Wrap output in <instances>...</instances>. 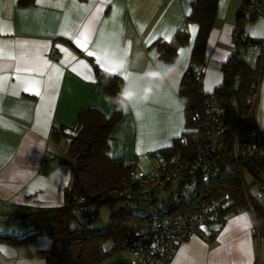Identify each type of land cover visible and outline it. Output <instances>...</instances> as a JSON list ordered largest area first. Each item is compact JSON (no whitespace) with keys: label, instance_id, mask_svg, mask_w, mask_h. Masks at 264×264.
<instances>
[{"label":"crops","instance_id":"1","mask_svg":"<svg viewBox=\"0 0 264 264\" xmlns=\"http://www.w3.org/2000/svg\"><path fill=\"white\" fill-rule=\"evenodd\" d=\"M191 2L34 0L30 5H20L17 0H0V234L19 235L26 226L12 218L64 202V190L74 175V160L66 152L68 139L54 141L52 129L73 127L85 107H94L106 117L113 113L114 105L106 101L107 94L96 83L93 65L102 72L104 68L87 55L100 31L123 26L124 39L132 41L133 52L143 50L145 61L150 62L153 53L161 60L157 42L169 41L178 28L184 27L188 42L178 48L173 62L176 71L166 84L179 91L198 30L197 24L185 21ZM243 2L218 0L216 21L204 49L207 63L202 87L206 92L222 84L220 66L234 53L236 15ZM89 21L91 40L85 49L74 37ZM242 26L245 37L260 42L246 50L244 58L252 67H260V98L253 120L264 127V15L256 13ZM166 35L170 39H165ZM51 47L58 53L55 60L48 56ZM32 79L40 83L29 87L27 81ZM188 130L185 110L174 128H153L136 112H123L111 133L108 155L149 173L155 166L149 153L171 148ZM252 225L247 211L228 214L212 240L208 229L202 230L179 245L170 264H261ZM50 246L46 235L24 244L0 242V264H46L45 253ZM110 247L105 244L106 249ZM97 264L131 263L126 251L119 250Z\"/></svg>","mask_w":264,"mask_h":264},{"label":"trees","instance_id":"2","mask_svg":"<svg viewBox=\"0 0 264 264\" xmlns=\"http://www.w3.org/2000/svg\"><path fill=\"white\" fill-rule=\"evenodd\" d=\"M33 2L34 0H17L20 5H30ZM261 2L262 0H244L238 8L235 24L237 37L233 39L234 53L220 66L223 81L212 91L217 100L226 104L222 117L227 136L210 157L213 164L219 165L218 172L206 181L199 180L197 192L190 198L177 199L164 195L154 199L158 206L168 208L169 215L173 216L190 215L197 206H208L211 219L204 229H208L207 236L210 240L228 214L247 211L253 221L264 220V205L249 193L254 185L264 184V138L255 132L242 136L238 151L235 152L232 137L235 132L234 113L247 110L246 96L253 89L261 72L260 67H252L243 56L246 51L243 47L246 44L260 42L245 37L242 26L246 19L251 20L258 13L257 5ZM217 3L218 0H192L190 14L185 18L186 22L198 26L190 62L179 90V95L187 98L185 114L189 130L176 139L171 148L158 151L167 159L185 157L190 152L189 144L183 143L181 138L193 135L194 123L191 116L201 113L204 96L194 79L192 66H204L207 63L204 49L208 34L216 21ZM188 38L187 30L180 27L169 41L157 42L160 59L173 63L178 48L187 44ZM93 71L97 85L104 93L114 95L118 90L120 77L113 78L104 87L101 84L104 72L96 65H93ZM122 113L114 106L112 115L106 117L94 107H85L78 113L75 125L67 128L70 130L69 134L64 133V126L52 129L51 138L54 141L68 139L66 152L74 160V175L70 186L64 190V202L58 207L37 209L12 218V221L25 225L26 230L19 235L0 234V242L24 244L33 241L38 235H46L51 239L50 249L45 253L46 264H97L123 250L121 242L127 234L146 226L139 202L118 196L123 183L133 178L136 168L124 164L121 158L108 155L111 133ZM255 127L252 114L245 128L254 131ZM249 140L256 145L251 154H247L245 150ZM188 173L189 176L197 174L190 171ZM246 177L250 178V183L246 182ZM78 199H82V202L78 203ZM113 199L130 204L125 209L112 213L106 227L90 228L78 220L77 214L93 215L97 212V207L89 211L88 206L91 203ZM79 207L80 210H77ZM108 241L111 242L110 249L105 248Z\"/></svg>","mask_w":264,"mask_h":264},{"label":"built area","instance_id":"3","mask_svg":"<svg viewBox=\"0 0 264 264\" xmlns=\"http://www.w3.org/2000/svg\"><path fill=\"white\" fill-rule=\"evenodd\" d=\"M257 12L264 15V0L257 5ZM235 35L236 31L233 34L234 40L237 37ZM255 47V43H248L243 49L250 50ZM48 56L52 60L57 59L58 53L54 47L50 48ZM205 65L192 66L194 79L204 96L201 113L191 116L194 123L193 135L189 138H181L183 143L189 144L188 156L167 159L158 151L150 152L149 157L156 161L153 170L149 173L136 170L133 178L123 183V188L118 192L120 197L125 196L139 202L147 222L144 228L135 230L122 239L121 247L128 254L131 264H170L179 245L193 236L200 235L211 219L210 209L206 205L197 206L190 215L173 216L169 215L168 208H162L154 201L164 192L165 196L177 199L190 198L196 194L199 180L206 181L218 172L219 165L213 164L210 157L227 136L222 117L226 104L217 100L213 92L204 91L202 79ZM259 79L246 96L247 110H238L234 113L235 132L232 137L235 152L238 151V143L242 136L255 132L264 138L262 127L255 124L254 131L245 128L260 98ZM64 133L69 134L70 130L66 128ZM255 149L254 141L249 140L245 148L247 154H251ZM188 171L197 174L189 176ZM189 178L192 179L189 180ZM174 183L176 186L172 189ZM249 193L264 205L262 202L264 201V184L256 186L255 193ZM81 202L82 199H78V203ZM77 210H80V207ZM250 231L258 242V252L262 257L261 264H264V220H254Z\"/></svg>","mask_w":264,"mask_h":264},{"label":"clouds","instance_id":"4","mask_svg":"<svg viewBox=\"0 0 264 264\" xmlns=\"http://www.w3.org/2000/svg\"><path fill=\"white\" fill-rule=\"evenodd\" d=\"M124 36L123 26L105 32L94 49V56L104 64L102 86L107 87L113 78L120 77L118 90L114 95L107 94L106 101L117 111L136 112L153 128H174L187 102L178 89L166 87L176 65L157 58L146 62L144 51L133 52L132 41Z\"/></svg>","mask_w":264,"mask_h":264},{"label":"rangeland","instance_id":"5","mask_svg":"<svg viewBox=\"0 0 264 264\" xmlns=\"http://www.w3.org/2000/svg\"><path fill=\"white\" fill-rule=\"evenodd\" d=\"M243 56L245 57V54ZM153 162L156 164L155 160H153ZM250 181V178L246 177V182L250 183ZM172 186L173 189L175 188L176 184L174 183ZM255 190L256 186L254 185L250 191L251 193H255ZM161 195L164 196L165 192ZM129 204L130 203L118 199L108 200L101 203L95 201L94 203H91V205L88 206V209L89 211H92L97 207V212L93 213V215H91V213L77 214V217L81 223H86V225L90 228H103L110 223V217L112 213L121 209H125ZM107 245L110 246L111 242L108 241Z\"/></svg>","mask_w":264,"mask_h":264},{"label":"snow or ice","instance_id":"6","mask_svg":"<svg viewBox=\"0 0 264 264\" xmlns=\"http://www.w3.org/2000/svg\"><path fill=\"white\" fill-rule=\"evenodd\" d=\"M38 2H39V0H38ZM79 7L84 8L85 6H79ZM106 23H107V22H106ZM91 31H92V29H91V21H89L88 24H85V25H84V28H83L82 31H79V30L77 31L76 36L74 37V39H75V43H76L79 47L87 49V48H88V45H89V42H90V40H91V35H90ZM141 31H143V28H142V27H141ZM194 31H195V29L193 28V32H194ZM104 33H105V32H104L103 30L100 31L98 38L96 39L95 42L92 43L91 50H88V51H87V55H88L89 57H95V62H96L98 65H100V67H102V68H104V64H103V62L99 59V57L94 56V49H95V47H96V43H97V41L99 40V38H100ZM65 34H67V33H65ZM165 39H170V37L166 35V36H165ZM148 42L150 43L151 40H149ZM183 51H184V50H181V53H183ZM152 58H153V59L156 58V54H155V53L152 54ZM80 63L83 64L82 61H81ZM85 67H86V66H85ZM40 75H43V73H40ZM27 83H28L29 87H36V86L40 83V81H38V80H36V79H32V80H30V81H27ZM36 94L39 95L38 92H37Z\"/></svg>","mask_w":264,"mask_h":264},{"label":"water","instance_id":"7","mask_svg":"<svg viewBox=\"0 0 264 264\" xmlns=\"http://www.w3.org/2000/svg\"><path fill=\"white\" fill-rule=\"evenodd\" d=\"M247 1H250V0H247Z\"/></svg>","mask_w":264,"mask_h":264}]
</instances>
